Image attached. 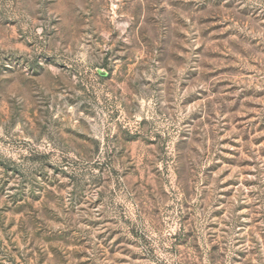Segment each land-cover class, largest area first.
Instances as JSON below:
<instances>
[{
	"label": "rangeland",
	"instance_id": "1",
	"mask_svg": "<svg viewBox=\"0 0 264 264\" xmlns=\"http://www.w3.org/2000/svg\"><path fill=\"white\" fill-rule=\"evenodd\" d=\"M0 264H264V0H0Z\"/></svg>",
	"mask_w": 264,
	"mask_h": 264
}]
</instances>
